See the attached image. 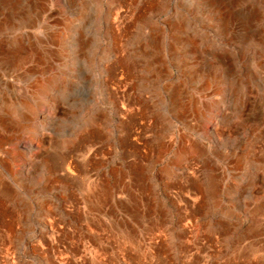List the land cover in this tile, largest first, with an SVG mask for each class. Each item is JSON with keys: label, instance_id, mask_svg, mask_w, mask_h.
<instances>
[{"label": "rangeland", "instance_id": "rangeland-1", "mask_svg": "<svg viewBox=\"0 0 264 264\" xmlns=\"http://www.w3.org/2000/svg\"><path fill=\"white\" fill-rule=\"evenodd\" d=\"M0 21V264H264V0Z\"/></svg>", "mask_w": 264, "mask_h": 264}, {"label": "bare ground", "instance_id": "bare-ground-1", "mask_svg": "<svg viewBox=\"0 0 264 264\" xmlns=\"http://www.w3.org/2000/svg\"><path fill=\"white\" fill-rule=\"evenodd\" d=\"M8 3V2H7ZM6 3V4H7ZM29 3V2H28ZM31 7V6H30ZM10 18V17H9ZM4 20V19H3ZM6 21V20H5ZM1 22V21H0ZM34 22V21H33ZM2 24V23H1ZM4 24V23H3ZM6 24V23H5ZM11 24V23H10ZM156 40V39H155ZM50 42V41H49ZM4 47V46H3ZM5 52H7V51H5ZM7 53H9V52H7ZM10 54V53H9ZM14 54V53H13ZM9 58V57H8ZM12 62L10 61V64H11ZM179 101V100H178ZM176 103V102H175ZM178 105H179V103H178ZM180 109V108H179ZM178 111V110H177ZM181 111V110H180ZM133 122V121H132ZM128 128V127H127ZM138 134H139V132H138ZM89 137H91V136H89ZM86 139V138H85ZM139 139V138H138ZM136 141V140H135ZM138 154V153H137ZM66 170L67 171H69V169H68V167L66 168ZM86 191V190H85ZM161 213V212H160ZM123 226V225H122ZM252 263V262H251Z\"/></svg>", "mask_w": 264, "mask_h": 264}]
</instances>
